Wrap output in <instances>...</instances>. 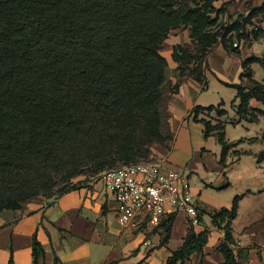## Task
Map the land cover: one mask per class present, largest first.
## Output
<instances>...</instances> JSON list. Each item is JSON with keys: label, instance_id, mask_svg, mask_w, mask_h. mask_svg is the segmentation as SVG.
<instances>
[{"label": "trees", "instance_id": "trees-1", "mask_svg": "<svg viewBox=\"0 0 264 264\" xmlns=\"http://www.w3.org/2000/svg\"><path fill=\"white\" fill-rule=\"evenodd\" d=\"M220 1L0 0V213L21 210L53 189L55 173H62L66 184L59 199L82 189L74 183L79 178L93 180L108 170L156 162L151 147L169 138L167 104L163 106L169 99L164 95L169 65L162 55L169 36L190 30L191 44L174 48L175 71L177 77L190 73L204 83V65L214 45L236 51L232 34L241 41L261 34L258 27L248 35L241 31L264 16V3L224 27L219 22L225 8L216 6ZM255 61L259 59L251 57L242 64L241 80L247 78L252 87L225 84L237 91L239 122L264 117V110L250 107L252 99L264 107V84L253 80L250 67ZM177 89L178 84L172 87ZM224 106L192 112L194 121L204 125L205 137H216L222 146V164L232 148L225 137L227 122L213 125L199 114L214 112L221 118L228 115ZM255 157L264 162V152ZM244 196H236L230 209L209 214L224 232L218 247L222 264L248 261L249 250L235 253L232 234ZM203 215L200 210V225ZM174 220L175 215L168 216L157 229L163 236L159 247L168 243ZM208 237V231L196 234L191 225L166 264H185L203 252ZM43 256L35 235L32 264Z\"/></svg>", "mask_w": 264, "mask_h": 264}, {"label": "crops", "instance_id": "crops-1", "mask_svg": "<svg viewBox=\"0 0 264 264\" xmlns=\"http://www.w3.org/2000/svg\"><path fill=\"white\" fill-rule=\"evenodd\" d=\"M234 2H237L235 6ZM250 3V9L257 8L264 0H221L216 6H224L233 14ZM259 18L253 19V25ZM190 34L189 29L182 28L164 43L162 55L169 65L166 86L178 84V89L168 93L165 134L169 138L151 147L152 159L165 171L189 177L193 197L204 212L202 224L194 230L196 234L208 231L209 241L203 252L192 254L185 264L224 262L218 252L225 240L224 232L213 225L209 214L230 209L234 198L241 195L245 196L232 223L237 242L235 253L249 250L246 264H264V162L259 163L255 157L264 152V117L259 116L257 122H239L237 118L235 125L230 124V108L232 104L238 107L240 100L236 98L237 91L225 85L252 87L247 78L241 80L243 61L251 57L259 59L250 66L253 80L264 84V49L256 48L260 45L259 39L255 40L252 35L249 44L253 47L227 51L222 44L214 45L204 65V83H200L190 73L183 77L175 74L178 64L173 60L174 48L189 46ZM222 102L227 116L219 118L214 112H201L199 119L211 121L213 125L218 121L227 122L225 137L232 148L224 164L221 163L222 146L216 137H205L204 125L194 121L192 115L196 107L218 106ZM250 107L264 110L255 99L251 100ZM27 204L21 210L0 213V264H10L11 256L13 264H32L35 235L44 250L38 264H55L56 259L59 264H166L172 252L183 245L191 227L186 214L177 213L168 243L148 249L143 245L145 239L159 245L163 237L161 230L141 232L122 227L111 193L96 182L49 205L41 199Z\"/></svg>", "mask_w": 264, "mask_h": 264}, {"label": "built area", "instance_id": "built-area-1", "mask_svg": "<svg viewBox=\"0 0 264 264\" xmlns=\"http://www.w3.org/2000/svg\"><path fill=\"white\" fill-rule=\"evenodd\" d=\"M242 42L234 40L233 47ZM94 182L109 191L117 205L118 223L135 231L159 229L170 215L184 212L190 225L198 226V205L193 197L190 179L184 173L165 171L157 162H141L105 171ZM143 245H159L145 239Z\"/></svg>", "mask_w": 264, "mask_h": 264}, {"label": "rangeland", "instance_id": "rangeland-1", "mask_svg": "<svg viewBox=\"0 0 264 264\" xmlns=\"http://www.w3.org/2000/svg\"><path fill=\"white\" fill-rule=\"evenodd\" d=\"M236 3L237 2H234V5L233 6H235ZM251 6H252L251 3H250V5H247L246 4L245 7H244L245 8L244 10H240V11L236 10V12L233 13V14H230L227 11V8H225V12H224V14H222V17H221V20H220L219 24L221 26L227 27V26H230L233 21L239 19L240 17H242V16L243 17H247L248 14H249V10H250V7ZM239 7H237V9ZM255 27H258L261 30V34L259 35V40L257 41L260 45L257 46L256 48L258 50H261V49L263 50L264 49V16L263 17H260L259 19H257L256 20V23L253 26L252 25L251 26H248V28H247L248 30H245V31L242 30L241 33L244 32L245 35H248ZM232 35H234V39H238V38H236V34L235 33L232 34ZM250 39H251L250 37H247V38L243 39L242 41L239 40V41L242 42V45H241V47L238 50H241L242 48H245V47H248V46L249 47H253L254 45L249 44V40ZM175 74L178 75L177 73H175ZM170 91H172V86H168V87L164 88V95H165L166 98L168 97V93ZM166 104H167V101L164 102L163 106L165 107ZM230 109H231V112H232V116L229 117L228 120L230 122H233L234 123L232 125H235V123L237 122V118H238L236 116V106H234L232 104V106H231ZM55 175H56L57 182H55L56 184L54 185V188L51 189V190H49V191H47V192H44V194H41V195L36 196V197H33L30 200H33V199H41V200H43V203L46 204V205H49L50 203H52L55 200H57V196L60 194L61 189L66 184H64V180L61 179L62 173H60V172L59 173H55ZM94 180L95 179L92 180V178L86 176V177L79 178L74 183H77L78 182V184H77L78 186H80L82 188H85V187L88 186V184L93 183ZM27 203H24L23 204V207L27 206L28 205Z\"/></svg>", "mask_w": 264, "mask_h": 264}]
</instances>
